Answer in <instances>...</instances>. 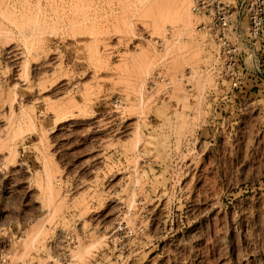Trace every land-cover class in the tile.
Segmentation results:
<instances>
[{
    "label": "rangeland",
    "instance_id": "1",
    "mask_svg": "<svg viewBox=\"0 0 264 264\" xmlns=\"http://www.w3.org/2000/svg\"><path fill=\"white\" fill-rule=\"evenodd\" d=\"M192 9L0 0V264H264V76Z\"/></svg>",
    "mask_w": 264,
    "mask_h": 264
},
{
    "label": "built area",
    "instance_id": "2",
    "mask_svg": "<svg viewBox=\"0 0 264 264\" xmlns=\"http://www.w3.org/2000/svg\"><path fill=\"white\" fill-rule=\"evenodd\" d=\"M192 10L206 19L198 29L213 39L234 90L241 76H264V0H193Z\"/></svg>",
    "mask_w": 264,
    "mask_h": 264
},
{
    "label": "bare ground",
    "instance_id": "3",
    "mask_svg": "<svg viewBox=\"0 0 264 264\" xmlns=\"http://www.w3.org/2000/svg\"><path fill=\"white\" fill-rule=\"evenodd\" d=\"M204 41V40H203ZM256 263V262H255Z\"/></svg>",
    "mask_w": 264,
    "mask_h": 264
}]
</instances>
